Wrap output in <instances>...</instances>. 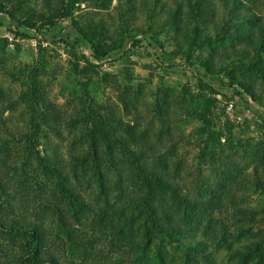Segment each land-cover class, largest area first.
<instances>
[{"label": "rangeland", "instance_id": "rangeland-1", "mask_svg": "<svg viewBox=\"0 0 264 264\" xmlns=\"http://www.w3.org/2000/svg\"><path fill=\"white\" fill-rule=\"evenodd\" d=\"M0 264H264V0H0Z\"/></svg>", "mask_w": 264, "mask_h": 264}, {"label": "trees", "instance_id": "trees-1", "mask_svg": "<svg viewBox=\"0 0 264 264\" xmlns=\"http://www.w3.org/2000/svg\"><path fill=\"white\" fill-rule=\"evenodd\" d=\"M93 57H95L97 60H104L107 58V56L109 55L108 53H103V54H98L96 53V51L93 48ZM153 182L151 183V186L149 185L148 182H146V187H151L150 188V196L149 198L152 199L154 196L159 197V195H165L166 193H171L172 197L177 201V202H183V196L180 192L174 191V185L170 184V182H168V180H165V178H162V176L160 175H155L153 176ZM153 185V186H152ZM203 206V208L207 211L210 210L212 208V205L209 201H205V202H200ZM184 206L186 205H193V204H197V202L191 201V202H187L185 201ZM159 218L157 215H153V221Z\"/></svg>", "mask_w": 264, "mask_h": 264}]
</instances>
